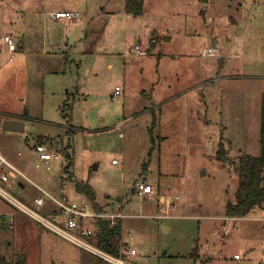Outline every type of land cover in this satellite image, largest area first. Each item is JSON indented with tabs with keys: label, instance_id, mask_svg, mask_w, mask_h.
<instances>
[{
	"label": "rangeland",
	"instance_id": "obj_1",
	"mask_svg": "<svg viewBox=\"0 0 264 264\" xmlns=\"http://www.w3.org/2000/svg\"><path fill=\"white\" fill-rule=\"evenodd\" d=\"M260 1L144 0V12L133 15L124 0H0V118L4 110L27 111L25 131L0 129V153L30 178L24 188H3L47 217L55 203L46 197L36 204L41 189L56 197L64 189L70 200L88 203L75 188L78 180L94 188L100 203L129 200L123 237L138 250L124 256L131 264H192L195 239L218 250L206 264H236L235 252L263 255L264 201L247 215H225L238 186L234 162L262 150ZM63 9L80 16L70 22L50 17ZM255 18L263 24L249 28ZM150 30L152 54L145 52ZM210 31L224 36V63L202 55ZM10 34L18 45L12 61L3 41ZM137 40L142 53L131 51ZM115 85L118 95H112ZM38 136L49 149L68 147L73 162L67 171L62 154L50 168L35 165L29 147ZM220 140L227 151L222 159L216 156ZM144 179L155 185V198L134 195V184ZM168 189L176 206L145 208ZM154 250L173 256L157 257ZM1 255H23L25 264H110L0 195Z\"/></svg>",
	"mask_w": 264,
	"mask_h": 264
},
{
	"label": "built area",
	"instance_id": "obj_2",
	"mask_svg": "<svg viewBox=\"0 0 264 264\" xmlns=\"http://www.w3.org/2000/svg\"><path fill=\"white\" fill-rule=\"evenodd\" d=\"M49 15L51 18H66L68 20H75L80 16L79 12L66 9L50 11ZM3 41L7 43L9 60H12L16 51L14 36L12 34L5 35L3 37ZM131 51L133 53L134 51L136 53L141 52V44L139 40L132 44ZM202 55L221 57L222 53H220L218 45H208L202 48ZM113 93L114 95L120 93L119 85L115 86ZM18 154L20 155L21 152H18ZM30 156L36 160L35 165L37 167L40 166V163H43L46 168H50L51 161L58 160L61 156V153L58 150L49 149L45 143H37L30 148ZM23 179L30 180V178L27 176V172L19 168L16 164L0 153V195L2 197L25 211L43 226L50 228L57 234L68 239L81 248L93 253L94 255L104 259L108 263L131 264L124 259V256L136 255L137 251L135 248L130 246L124 248L126 245L120 244V255H114L102 249L96 243L94 226L89 224V221L96 218L105 220L110 226L117 224L122 218L126 216L125 212L119 205H116L114 208L110 209L104 208L102 210H95L87 202L78 203L76 201L70 200L64 193V189L61 190L60 197L53 196L48 191L41 189L42 194L37 195L34 198V202L38 205H44L46 202L45 198L49 197L55 203V208L51 210L52 213L50 214V217H47L46 215H42L32 210L3 188V185H19L20 182H24ZM134 195L143 198H153L156 195V188L153 184L144 180L137 181L134 184ZM230 217L232 216H227L228 219H230ZM218 233L219 232L215 231V234ZM123 248L125 251L122 250ZM122 252L125 254L122 255ZM234 257L240 258V254L236 253L234 254ZM253 264H264V254L257 258Z\"/></svg>",
	"mask_w": 264,
	"mask_h": 264
},
{
	"label": "trees",
	"instance_id": "obj_3",
	"mask_svg": "<svg viewBox=\"0 0 264 264\" xmlns=\"http://www.w3.org/2000/svg\"><path fill=\"white\" fill-rule=\"evenodd\" d=\"M124 10L133 15L141 14L144 11V0H124ZM67 108V104L62 105V111ZM151 139L152 127H150ZM37 143H44L43 137L38 136ZM260 142L262 145L261 153L258 155L241 154L235 163V170L238 174V186L235 192V200L228 201L225 205V215L227 216H244L247 215L254 207L261 205L264 201V91L261 99V120H260ZM61 154L66 159L64 171L72 165L73 157L68 147H62ZM225 145L223 140H220L218 145L217 157L224 158L226 155ZM72 176V175H71ZM20 182L19 187L22 186ZM75 188L77 191L84 193L89 199L88 203L95 210H102L109 207V203H100L94 191V188L87 181H76ZM89 224L95 228L96 243L104 250L114 254L120 255L119 238L121 234L120 221L110 226L105 220L96 218L89 221ZM191 256L195 259L199 258L200 251L198 239L191 250ZM26 257L19 255L16 258H8L4 255L0 256V264H25Z\"/></svg>",
	"mask_w": 264,
	"mask_h": 264
},
{
	"label": "crops",
	"instance_id": "obj_4",
	"mask_svg": "<svg viewBox=\"0 0 264 264\" xmlns=\"http://www.w3.org/2000/svg\"><path fill=\"white\" fill-rule=\"evenodd\" d=\"M261 6H264V1L263 0H261L260 1V7ZM204 8H206V6L204 7ZM145 9V8H144ZM144 12V11H143ZM61 18H59V19H57V20H60ZM259 19L260 18H255V20L254 21H251L250 23H249V28H251L252 26L254 27L255 26V28L258 26V25H262L263 23H262V20L260 19V22H259ZM76 20V19H75ZM75 20H65V21H67V22H70V21H75ZM235 25H237L238 23H234ZM236 27V26H235ZM237 27H238V25H237ZM152 31H156V29H152ZM151 30H150V36H149V38L147 37V42H146V45H148V46H146V51L145 52H147V53H149V54H152V48H153V43L150 41V39H151V37H152V32ZM157 33H158V35H159V37L160 38H164V39H170V35L169 34H166V33H164L163 35H161L158 31H156ZM215 32L214 31H210V32H208V33H206V37L204 38V42H205V45H203V46H206V45H218L219 46V43L221 44V41H223V39H224V36H223V34L222 33H219L218 34V32H216V34H214ZM19 34H20V36H23L24 35V33L23 32H21V31H19ZM13 35V34H12ZM14 36V35H13ZM14 41H15V38H14ZM15 44H16V51H17V49H18V45H17V43H16V41H15ZM141 44V43H140ZM141 46H142V44H141ZM141 49H142V47H141ZM15 51V52H16ZM143 52V50L141 51V53ZM237 52V51H236ZM19 53H20V51H19ZM141 53L139 54V55H141ZM159 53H162V50L160 49V51H159ZM7 54H8V52H7ZM236 54H238V52L237 53H234V55H236ZM15 55V54H14ZM225 56H227V54L225 55ZM219 58V57H218ZM219 59H221L220 61H221V63H224L222 60H223V58H219ZM12 61V60H11ZM8 68H12V67H8ZM4 72V68H2L1 67V65H0V78H1V74ZM209 81H212V80H209ZM115 86H117V85H115ZM115 88V87H114ZM114 91V90H113ZM121 87H120V93H121ZM119 93V94H120ZM112 95H114V93H112ZM118 95V94H117ZM20 100V99H19ZM152 102L154 103V102H156V100H155V98H153V100H152ZM6 112H9L10 113V116H4V114ZM4 112H3V116H1V121H0V129L1 130H3L2 128H1V122H2V120L3 119H5V118H17V119H21V120H23L24 122H25V118L27 117V111H21V110H4ZM20 113V114H19ZM27 128V126H26V122H25V129ZM6 131H9V130H6ZM25 131V130H24ZM45 135H47V134H45ZM27 145H28V143H27ZM32 145V144H31ZM31 145H28V146H31ZM34 145V144H33ZM32 147V146H31ZM31 147H29V149L31 148ZM58 150H60V148H57ZM29 152V151H28ZM25 160H27V158H26V156H25V158H24ZM112 161H115V159H112ZM22 167H24V166H22ZM144 181H146V182H148V183H151L150 181H148V180H146V179H144ZM151 184H153V183H151ZM155 186V185H154ZM25 187V183H22V186H21V188H24ZM157 190H158V192H159V189H158V187H157ZM167 194L166 195H164V194H160L159 195V197H158V199H157V204H155V205H151V202H148L149 200H147L145 203H144V206H145V208L146 209H150L151 211H153L155 208H156V211H159V210H163V209H165V210H167L168 211V208H172V207H174V206H176V204H175V198L174 197H172V195H171V190L170 189H168L167 191ZM157 195V194H156ZM155 195V196H156ZM155 196L153 197V198H155ZM152 198V199H153ZM102 202V204H104V203H109V207H107L108 209H110V208H114L116 205H119L121 208H122V210H123V208H125V207H130L131 206V203H130V201L129 200H126V203H122V202H118V203H114L112 200H110L109 198L107 199H104V200H102L101 201ZM169 202H170V204H169ZM175 204V205H174ZM164 207V208H163ZM129 215H131V214H129ZM152 215V214H151ZM165 215V214H164ZM125 218V217H124ZM124 218H122L121 220H120V224H121V234H120V236L122 237V244L123 245H126V246H130V247H134V248H136V246H134V245H128V241H125V239H124V232H123V219ZM226 238V236L224 237V238H220V239H225ZM195 241H196V239H195ZM194 241V242H195ZM194 245H195V243H194ZM193 245V246H194ZM198 245H199V251H200V256H199V258H197V259H195L193 256H191V250H192V248L193 247H191V250L189 251V253H188V255H189V257L193 260V263L192 264H195V262L196 261H198V260H200L201 258H202V261H200L199 262V264H206V260L207 259H209V258H211V257H213V256H217L218 255V250H216V248H214L212 245H211V243H207V245L206 246H203V244H201L200 242H199V240H198ZM137 252H138V250H137ZM154 254H155V256H163V257H172L173 255H168V253L166 252V251H163L161 254H159L158 253V251L157 250H154V252H153ZM236 253H238V252H235L234 254H236ZM234 254H233V257H234ZM240 254V253H239ZM207 255V256H206ZM262 255H251V256H241V254H240V258H235L234 257V260H236V264H253L254 263V261L257 259V258H259V257H261Z\"/></svg>",
	"mask_w": 264,
	"mask_h": 264
},
{
	"label": "water",
	"instance_id": "obj_5",
	"mask_svg": "<svg viewBox=\"0 0 264 264\" xmlns=\"http://www.w3.org/2000/svg\"><path fill=\"white\" fill-rule=\"evenodd\" d=\"M1 128L9 131H24L25 122L17 118H5L1 122Z\"/></svg>",
	"mask_w": 264,
	"mask_h": 264
}]
</instances>
